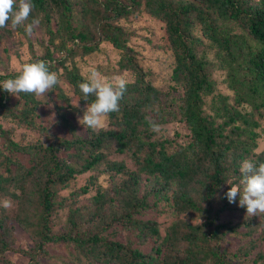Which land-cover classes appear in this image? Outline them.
<instances>
[{"label": "trees", "instance_id": "16d2710c", "mask_svg": "<svg viewBox=\"0 0 264 264\" xmlns=\"http://www.w3.org/2000/svg\"><path fill=\"white\" fill-rule=\"evenodd\" d=\"M32 3L27 24L39 18L55 49L61 50L60 44L77 39L90 54L98 50V44L107 42L120 53L118 70L129 74L120 110L108 116L110 126L97 131L86 127L85 137H56L57 141L46 142L51 136L45 135L43 141L23 135L17 140L13 137L16 125L37 128L34 116L40 102L27 93L18 94L22 99L18 106L8 103L7 92L0 98V116L9 123L5 128L0 122V197L15 198L20 207H27L28 214L20 223L35 240L34 248L18 251L37 264L35 255L46 251V242L55 241L73 243L103 264H230L236 253L221 248L225 235H249L253 229L248 226L240 230L241 224L219 219L226 209L242 208L238 206L239 194L235 203L228 201L225 194L231 185L227 181L239 184L245 159L257 165L264 162V148L254 153L260 119L264 118V0ZM140 12L165 24V56L158 62L167 69L165 88L149 78L155 72L141 66L133 46L128 44L126 29L119 23ZM196 25L200 34L194 33ZM46 57L52 59L50 54ZM55 68L50 66L51 71ZM216 69L225 72L223 82L233 91L234 102L229 101V94L217 90L219 82L213 77ZM83 77L75 68L68 71L76 95L88 105L78 87ZM206 96H214L208 110L204 106ZM93 99L90 96L89 103ZM242 103H249L252 110L243 112L238 108ZM168 122L186 124L190 137L186 146L156 138L158 124ZM63 125H70L66 118ZM122 154L133 159L136 170L113 158ZM99 164L124 175V180H113L108 188L98 190L87 227L71 213L67 232L54 233L52 215L62 205L59 190L68 187L75 175ZM142 173L150 179L147 193L173 190L172 198L180 211L205 213L206 220L200 224L180 222L172 226L163 254L159 247L147 253L102 234L115 223L156 232L155 227L134 217L147 207L146 194L137 195ZM259 217L264 232V214ZM8 218L0 213V254L10 249L4 240L9 234ZM0 261L4 262L2 258Z\"/></svg>", "mask_w": 264, "mask_h": 264}, {"label": "rangeland", "instance_id": "374dc122", "mask_svg": "<svg viewBox=\"0 0 264 264\" xmlns=\"http://www.w3.org/2000/svg\"><path fill=\"white\" fill-rule=\"evenodd\" d=\"M119 23L126 29L129 37L128 44L133 46L141 66L150 67L155 72L154 75H148L149 78L153 81L156 80L154 82L162 87H167L168 83L163 79L167 69L164 65L158 64L159 60L165 56V51L162 49L166 37L164 22L140 12L121 19ZM26 25L27 21L24 25L13 28L9 21L5 28H0V82L15 78L26 63L45 60L49 62L50 66H56L52 71L57 72L60 84L57 85V89H52L49 93L40 97L35 96L40 102L35 109L34 116V123L37 128L33 130L23 126L19 127L12 122L16 125L13 137L18 140L23 135L35 136L45 141V135L51 136L50 140L47 139L46 142H55L57 141L56 137L70 138L74 135L85 137L87 134L86 127L84 128L79 123L78 116H83L87 104L80 101L69 83L68 71L75 68L80 74L86 76L90 70H95L109 81L118 75L127 78L129 74L127 71L121 73L118 70L117 63L120 53L109 43L103 42L97 47L94 45L98 50L88 54L83 49L84 43L77 39L60 44L61 50H57L52 45L51 36L41 25V21L33 28L30 35L25 32ZM235 31L238 32L239 28H235ZM194 33L200 34L199 25L194 28ZM59 40L61 42L63 39ZM48 54L51 55L52 59H47ZM58 59L61 61L57 62ZM98 65L100 67H97ZM213 77L217 78L219 82L217 90L229 94L232 98L229 101L234 102L233 91L228 90L223 82L225 72L216 69L213 72ZM5 93L6 91L0 85V98ZM7 95L10 99L8 103L11 105L18 106L22 101V99L19 100L18 94L17 96L11 93ZM214 96L205 97L204 106L206 105L207 110ZM78 104L79 107H76ZM238 108L243 112L252 110L249 103H242ZM64 118H66L67 124H70L69 127L63 125ZM0 122L1 127L6 128L9 125L6 123L7 121L2 120L1 116ZM260 122L261 125L258 128L260 136L257 139V147L254 153H258L264 148V118L260 119ZM109 126L107 118L106 128ZM40 129L47 133L40 132ZM156 138H167L176 146L183 147L190 140L189 129L184 122L158 124ZM113 158L123 160L129 170L137 169L133 159L128 154ZM105 168L104 164H99L92 170L75 175L70 180L68 187L59 190L58 200H62V205L52 215L51 223L54 233L64 234L67 232L68 216L71 213H75L78 220L84 221V225L87 227L92 216L93 200L98 190L108 188L113 180L118 182L124 180V175L116 174L114 171H108ZM149 185L148 175L140 174L137 195L146 194L147 207L139 213H135L134 217L139 222L148 223L155 227L156 232L152 229L142 232L138 226L115 223L105 229L102 234L109 240L129 244L133 248H138L147 253L159 247V253L163 254L167 248L165 240L171 232L172 226L180 222L200 224L206 220L205 213L180 211L172 198L173 190H168L165 193L158 192L157 194L152 191L147 193ZM70 195L74 197L71 198ZM5 199L11 202V206L4 208L0 203V213L3 212L9 216L6 222L9 226V234H6L4 240L9 243L10 249L0 254V258L4 260V262L0 261V264H34L27 255L18 251V249L30 250L35 247L34 238L20 223L28 214L27 207L23 209L20 207V202L15 198L12 199L4 195L0 197V202ZM215 201L217 202L215 206L218 207V199ZM239 208L241 207L239 206ZM257 217L259 216L247 217L246 207L226 209L219 214L221 221L229 222L231 225L241 224L240 230H246L249 228L248 226H250L249 229H253L249 235H225L221 248L236 253L230 264H264V232L260 227V217ZM245 221L249 223L246 224ZM45 250V252L35 255L34 259L37 264H103L86 250L73 243L48 241L45 243Z\"/></svg>", "mask_w": 264, "mask_h": 264}, {"label": "clouds", "instance_id": "9594fccd", "mask_svg": "<svg viewBox=\"0 0 264 264\" xmlns=\"http://www.w3.org/2000/svg\"><path fill=\"white\" fill-rule=\"evenodd\" d=\"M33 8L32 0H0V28H5L9 21L13 28L24 25ZM39 23V18L34 19L25 26V32L30 35ZM58 84L60 79L57 72L51 71L49 62L45 60L26 63L15 78L0 82L6 92L15 96L27 93L36 97L51 92ZM127 84L128 81L123 76H114L109 81L99 72L90 70L78 85L82 98L88 101L83 116H78L79 123L93 131L104 129L109 114L119 112V102L127 90ZM90 96L94 99L89 103ZM240 174L239 184L227 181L231 185L225 194L228 201L235 203L239 194V206L246 207L247 217L264 214V162L257 165L245 159L240 166ZM0 203L4 208L11 206L7 199Z\"/></svg>", "mask_w": 264, "mask_h": 264}]
</instances>
